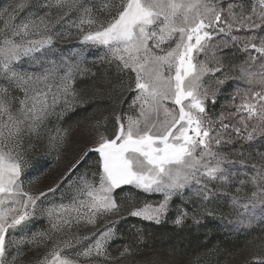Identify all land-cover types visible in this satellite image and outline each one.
<instances>
[{"label": "snow or ice", "instance_id": "1", "mask_svg": "<svg viewBox=\"0 0 264 264\" xmlns=\"http://www.w3.org/2000/svg\"><path fill=\"white\" fill-rule=\"evenodd\" d=\"M73 33L81 44L103 48L114 69L103 86H92V97L106 95L120 106L131 96L126 111L114 110L111 132L107 117L93 122V146L46 189L33 191L27 173L34 152L46 139L45 151L59 159L68 135L50 130L51 118L62 119L88 99L74 87V77L87 70L52 58ZM229 82L239 85L229 96L233 103L217 112ZM257 143L264 144V0H9L0 6V264H19L25 243L44 249L31 264H122L134 250L125 245L112 256L108 244L117 222L110 217L120 213L126 187L163 194L128 210L146 221L160 223L174 196L191 193L211 203L225 192L242 209L241 225L264 223V151L250 167L242 151ZM92 153L94 167H86ZM188 215L180 208L174 222ZM41 219L48 228L34 230ZM98 220L111 226L97 229ZM244 247L248 264H264V236Z\"/></svg>", "mask_w": 264, "mask_h": 264}, {"label": "rangeland", "instance_id": "2", "mask_svg": "<svg viewBox=\"0 0 264 264\" xmlns=\"http://www.w3.org/2000/svg\"><path fill=\"white\" fill-rule=\"evenodd\" d=\"M9 0H0V6L8 3ZM63 56L68 62L80 64L87 71L82 74H77L74 77V87L78 92L86 94L88 99L84 106L74 107L66 112L63 118L57 120L55 116L51 118L49 124L50 130H55L57 127L61 130H67L68 135L63 147L59 150V159L57 153L46 152L44 145L46 139L40 144L39 150L34 152L31 161V167L28 170V179L32 181V190L39 191L46 189L54 180L59 178L60 174L66 170L68 165L81 153L83 149L93 146L95 132L92 128L93 122L96 120L103 121L107 117L106 130L111 132L114 126L113 112L114 110L126 111L129 99H125L123 105L114 106L112 101L106 95H98L92 97V86H103L102 78L105 74L112 76L114 69L109 67L104 57L103 48H92L88 45L81 44L78 36L73 33L71 39L61 40L58 42L57 54L52 58ZM95 74V75H92ZM239 87L235 82H229L224 85L221 92L230 86ZM229 86V87H228ZM235 90V89H234ZM221 97V94L218 98ZM106 99V100H105ZM222 102L223 99H221ZM233 103L231 100L227 105H223L225 109ZM239 103V98L235 101ZM221 107L216 106V111H220ZM104 131V128L100 129ZM244 164L248 167L256 163L259 165L260 151H264V144L257 143L254 148H250L247 144L244 146ZM249 153L252 155L249 156ZM93 154V153H92ZM90 154L89 163L86 167L93 168L96 156ZM233 159L239 160V156H234ZM240 168L241 165L237 164ZM80 171H84L81 168ZM243 174V170L241 172ZM79 175V173H77ZM142 191V190H140ZM148 194V193H147ZM129 192L120 196L122 208L117 216L110 219L117 221L115 223V238L109 241L108 251L112 256H117L125 245L131 247L134 251L131 256L123 258L122 264H248L249 252L245 248V244L264 236V223L259 221L252 224L250 228L239 223L242 219L239 212L242 209H236L231 205V202L224 198L225 192L220 193V198L213 200L211 203H200L191 193L189 198L184 197L172 198L170 210L166 217L160 223L146 221L140 218L128 216V210L133 204L141 202L157 203L163 199V194H149L151 197L138 196L136 199L130 200L132 196ZM207 208L212 215L203 212ZM180 208L188 210L189 215L184 219L183 223L177 225L174 221L177 217ZM142 221L155 224H169L171 227H177L184 236L189 237L193 244L181 248L169 246L168 244H160L159 247H154L158 244H147L146 237L149 228L145 227ZM111 226L107 220H98L97 229ZM48 228V222L45 219L37 220L34 225V230L44 231ZM92 231L91 226L86 229H81V235ZM143 236V240L139 239ZM243 240H238V239ZM23 255L20 257L19 264H31L32 260L38 253L44 251L43 247L37 248L28 243L23 246Z\"/></svg>", "mask_w": 264, "mask_h": 264}, {"label": "trees", "instance_id": "3", "mask_svg": "<svg viewBox=\"0 0 264 264\" xmlns=\"http://www.w3.org/2000/svg\"><path fill=\"white\" fill-rule=\"evenodd\" d=\"M229 87V86H228ZM235 86L232 85L229 88L225 89L224 91H222L221 97L218 98L217 100V105L216 106H220L221 105H227L230 101L229 96L234 92ZM108 98V97H107ZM225 102H222V100ZM106 100V99H105ZM93 156H96L95 153L92 154ZM129 192L131 194H133L132 196L129 197L130 200H134L132 199L135 198L136 199V195L138 196H146V197H151V195L144 193L143 191L140 190H136L134 188H130V187H126L124 192L120 193L121 195H125L126 193L129 194ZM136 194V195H134ZM118 202L120 203V197ZM143 224L145 225V227L149 228L150 231H148L147 233V244H168L169 246H173L174 248H181L184 246H189L192 245L193 242L191 239H189V237L185 236V238L183 237L184 235L178 230L176 229L177 227H171L169 224L165 225V224H155V223H149L146 221H142ZM238 240H243V238L238 239ZM161 245H155L154 247H159L160 248Z\"/></svg>", "mask_w": 264, "mask_h": 264}]
</instances>
